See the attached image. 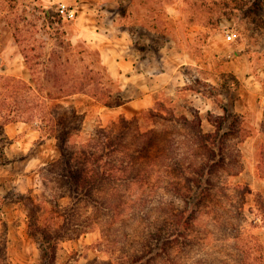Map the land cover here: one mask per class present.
Segmentation results:
<instances>
[{
    "label": "rangeland",
    "instance_id": "374dc122",
    "mask_svg": "<svg viewBox=\"0 0 264 264\" xmlns=\"http://www.w3.org/2000/svg\"><path fill=\"white\" fill-rule=\"evenodd\" d=\"M248 1L0 0V52L24 63L15 74L5 59L0 71V123L10 109L41 138L21 151L0 125V264H263L264 0L254 12ZM78 14L95 19L98 38L76 35ZM223 108L235 127L224 123V161L197 189L207 194L179 196L175 183L188 182L162 169L115 217L71 203L59 131L81 142L125 116L161 144L187 135L182 115L197 112L209 130Z\"/></svg>",
    "mask_w": 264,
    "mask_h": 264
},
{
    "label": "trees",
    "instance_id": "16d2710c",
    "mask_svg": "<svg viewBox=\"0 0 264 264\" xmlns=\"http://www.w3.org/2000/svg\"><path fill=\"white\" fill-rule=\"evenodd\" d=\"M235 1L220 0V4L225 9H241L243 7L241 2H244V6L249 2L248 0L236 1L238 3ZM262 2V0L250 2L249 11L261 9ZM70 93L72 92L67 94ZM158 104L161 106V103ZM5 110L6 112L1 116L3 118L1 126L18 120V117L11 114L12 110ZM223 110V114L217 117L218 120L209 130H203L201 118L197 112L193 118L182 115V124L186 126L187 135L181 139L169 138L161 144L152 130L141 131L133 127L132 119L125 116L119 117L116 130L114 123L107 127L96 128L95 132L88 134L81 142L72 141L70 134L65 130L59 131L56 138L61 149V156L65 157V160L58 175L67 184L71 203L77 206L80 201L89 200L93 207L102 206L115 217L126 209L122 207H128L127 204L132 201V195L140 197V202L142 201L152 172L158 174L162 172V169L169 175L172 173L181 175L188 182L187 186L175 183V192L179 196L190 198L199 193L207 194L209 188L203 187L198 191L197 189L202 182L208 187L213 184L211 175L216 171L213 166L224 161L223 148L226 143L225 137L228 135L222 130L224 123L231 118L228 120L227 127L229 130L235 127L236 114L226 108ZM172 116H174L173 113ZM180 146H183L187 153L185 164L179 160ZM173 150L177 153L170 157L168 164L166 153L169 151L173 153ZM217 155L219 157L216 160L209 162V159H214ZM158 178L156 175L155 179ZM132 188L136 190L135 194L132 193ZM71 209L73 210L74 207ZM133 209L136 208L133 207ZM72 210L67 212V219L71 218ZM195 210L198 208L195 207L191 211L188 220L182 221L187 228L190 222L194 221ZM179 211V215L181 213L183 217L184 211Z\"/></svg>",
    "mask_w": 264,
    "mask_h": 264
},
{
    "label": "crops",
    "instance_id": "0c3cea01",
    "mask_svg": "<svg viewBox=\"0 0 264 264\" xmlns=\"http://www.w3.org/2000/svg\"><path fill=\"white\" fill-rule=\"evenodd\" d=\"M89 15L84 16L82 14H78L75 17V23L77 27L76 35L87 40H95L99 37V32L97 31L95 26V19L91 15ZM18 55V52H12V55L5 56L2 52H0V71H3L2 67L4 65L5 59H9L10 61H15L14 68L12 67V65H6L7 67L5 70L18 74V71L21 69V67L24 66L23 57L21 56L19 58ZM139 101L141 104H144L146 99L139 98ZM22 124L23 122L21 121H13L8 122L2 126L3 135L6 136L9 140H12L11 144L15 145V147H17L21 151L23 148H25L24 145L30 144L35 139L41 140L38 130L34 128L27 129L26 126H23Z\"/></svg>",
    "mask_w": 264,
    "mask_h": 264
},
{
    "label": "built area",
    "instance_id": "2783aa9c",
    "mask_svg": "<svg viewBox=\"0 0 264 264\" xmlns=\"http://www.w3.org/2000/svg\"><path fill=\"white\" fill-rule=\"evenodd\" d=\"M59 9H60L62 15L64 17H67V18L72 17L75 14L74 9L71 8V7H68L66 5V3H60L59 4ZM231 36H232V33L231 34H228V37H231Z\"/></svg>",
    "mask_w": 264,
    "mask_h": 264
}]
</instances>
